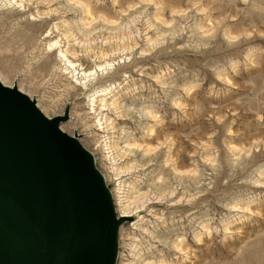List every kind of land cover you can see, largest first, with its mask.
<instances>
[{
  "label": "rangeland",
  "instance_id": "374dc122",
  "mask_svg": "<svg viewBox=\"0 0 264 264\" xmlns=\"http://www.w3.org/2000/svg\"><path fill=\"white\" fill-rule=\"evenodd\" d=\"M0 79L94 155L115 264H264V0H0Z\"/></svg>",
  "mask_w": 264,
  "mask_h": 264
},
{
  "label": "water",
  "instance_id": "95a60500",
  "mask_svg": "<svg viewBox=\"0 0 264 264\" xmlns=\"http://www.w3.org/2000/svg\"><path fill=\"white\" fill-rule=\"evenodd\" d=\"M67 119L0 81V264H115L128 218Z\"/></svg>",
  "mask_w": 264,
  "mask_h": 264
},
{
  "label": "bare ground",
  "instance_id": "6f19581e",
  "mask_svg": "<svg viewBox=\"0 0 264 264\" xmlns=\"http://www.w3.org/2000/svg\"><path fill=\"white\" fill-rule=\"evenodd\" d=\"M9 2V1H8ZM58 43H55V44H53V45H51V47H53L54 48V46L56 47V45H57ZM52 48V49H53ZM59 49V48H58ZM50 50H51V48H50ZM59 55H60V57L61 58H64V59H67V57H66V55L60 50V52H59ZM58 55V56H59ZM67 61H68V66L69 67H72V68H75V66H74V64L71 62V61H69L68 59L66 60V63H67ZM84 75H86V74H84ZM0 81L2 82V80L0 79ZM2 84H3V82H2ZM13 87V86H12ZM17 88V87H16ZM18 89V88H17ZM18 90H20V89H18ZM21 91V90H20ZM22 92V91H21ZM93 102V110H95V107H96V104H95V100L94 101H92ZM103 103H104V105L103 106H107V102L106 101H103ZM106 110V109H105ZM106 121H105V123L104 122H102V119H100L99 120V124H98V126H99V128L101 129V130H104L105 129V127L107 126V124H108V122H107V119H105ZM106 126H105V125ZM92 156H93V159H94V163H95V158H94V155L92 154ZM96 166V165H95ZM103 176V175H102ZM103 179H104V177H103ZM104 181H105V179H104ZM128 202V201H127ZM124 218H127V217H129L128 215H127V213H124V216H123ZM180 251V250H179ZM116 259H117V257H116ZM116 262V261H115Z\"/></svg>",
  "mask_w": 264,
  "mask_h": 264
}]
</instances>
